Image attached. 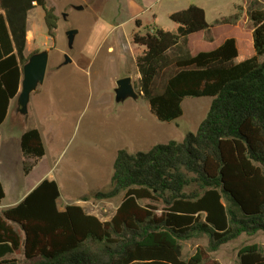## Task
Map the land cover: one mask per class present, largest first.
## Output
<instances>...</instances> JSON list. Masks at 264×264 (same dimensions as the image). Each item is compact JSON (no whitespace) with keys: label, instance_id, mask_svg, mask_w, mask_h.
I'll return each instance as SVG.
<instances>
[{"label":"trees","instance_id":"trees-1","mask_svg":"<svg viewBox=\"0 0 264 264\" xmlns=\"http://www.w3.org/2000/svg\"><path fill=\"white\" fill-rule=\"evenodd\" d=\"M0 8L1 128L23 67L39 52L26 56L29 13L44 10L52 39L60 17L47 0H0ZM235 10L210 25L205 10L191 5L170 15L174 30L133 36L142 51L138 93L157 120L180 118L186 98L209 97L206 118L182 141L118 151L108 190L93 195L121 199L109 221L77 204L60 208L59 185L42 180L0 210V264H220L211 253L243 235L264 234V0H245ZM163 73L169 76L155 93ZM20 150L28 176L46 155L41 132H24ZM5 198L0 180V207ZM199 236L208 237V247L184 258L182 242ZM238 259L264 264V246L245 245Z\"/></svg>","mask_w":264,"mask_h":264},{"label":"rangeland","instance_id":"rangeland-1","mask_svg":"<svg viewBox=\"0 0 264 264\" xmlns=\"http://www.w3.org/2000/svg\"><path fill=\"white\" fill-rule=\"evenodd\" d=\"M189 2L206 10L210 24L220 13L228 14L225 6L216 8L217 4L207 0H47L60 17L56 38L52 39L45 26L44 10L36 8L29 13L33 33L29 54L49 49L52 54L45 82L32 95L28 114H21L17 106L14 116L11 109L0 128V155L5 162L0 165V176L8 195L4 206L10 208L19 202L41 178L51 179L60 188V208L77 204L109 221L121 199L97 201L93 195L108 190L118 151H147L197 132L210 110L209 97L186 98L183 115L170 123L158 121L143 97L124 103L115 100L117 82L122 78L131 77L139 92L136 58L142 51L132 44L133 36L155 28L174 30L170 15L187 9ZM63 13L68 14L67 21ZM247 17L243 12L242 18ZM71 29L79 30L72 50L66 37ZM223 29L217 28L216 36ZM64 54L70 55L72 63L59 68ZM168 76L163 73L157 77L152 86L155 93L163 89ZM30 129L41 132L46 155L27 177L19 141ZM208 243L207 236L182 242L183 257H191ZM251 244L264 246V234L243 235L210 256L220 264H239V250Z\"/></svg>","mask_w":264,"mask_h":264},{"label":"water","instance_id":"water-1","mask_svg":"<svg viewBox=\"0 0 264 264\" xmlns=\"http://www.w3.org/2000/svg\"><path fill=\"white\" fill-rule=\"evenodd\" d=\"M74 9L81 11L83 7H74ZM78 34V29H71L66 32L67 46L70 50L74 48ZM64 57V65L72 63V59L68 54H65ZM49 61L50 50H44L32 54L28 62L24 65L21 88L17 98L21 114H28L32 95L44 84ZM141 96V93L136 92L131 77L122 78L117 82V88L115 90V100L117 103H124L129 99L137 101Z\"/></svg>","mask_w":264,"mask_h":264},{"label":"crops","instance_id":"crops-1","mask_svg":"<svg viewBox=\"0 0 264 264\" xmlns=\"http://www.w3.org/2000/svg\"><path fill=\"white\" fill-rule=\"evenodd\" d=\"M207 1H209V2H211V3H214V4H217L216 5V8H222V6H225V8H226V11H227V13L228 14H222V13H220L219 14V18L217 19V20H219V19H221V18H223V17H229V16H232V15H234L235 13H236V10H235V8L237 7V6H242V7H245V0H207ZM190 3V5H193V2H189ZM205 10V9H204ZM205 13H206V19H207V12H206V10H205ZM227 15V16H226ZM216 20V21H217ZM215 21V22H216ZM210 24V23H209ZM214 24V23H213ZM213 24H210V25H213ZM27 28H28V36H27V48H26V56H29V55H31V54H29V52H30V49L28 48V47H30V45L32 44V37H33V33L31 32L30 33V26H29V21H28V24H27ZM31 36V37H30ZM63 67V66H62ZM17 98H18V96H17ZM17 98L15 99V100H13L12 102H11V106H10V110H9V113H8V116H7V118L9 117V115H10V112H11V109H12V114H13V116H14V109L18 106V101H17ZM7 120V119H6ZM6 122V121H5ZM22 136V135H21ZM1 139V138H0ZM20 139H21V137H20ZM1 141V140H0ZM19 143H20V141H19ZM3 150V149H2ZM3 152V151H2ZM21 161L23 162L24 161V157H23V155H22V153H21ZM40 163V162H39ZM38 163V164H39ZM5 164V162H4V156L3 155H0V165H4ZM5 170V169H4ZM32 173V172H31ZM31 173L29 174V175H31ZM28 175V176H29ZM27 176V177H28ZM0 180L2 181V184H3V186H4V183H3V180H2V178H1V176H0ZM42 180H44V179H40L39 181H37L35 184H33L32 186H30L29 188H28V190L25 192V194H24V196L21 198V200L19 201V202H14L13 204H11V206H10V208L11 207H13V206H15V205H17L18 203H20ZM4 189H5V186H4ZM5 193H6V198H5V200L7 199V192H6V189H5ZM4 200V201H5ZM4 201H3V203H4ZM2 203V205H1V207H0V210H6V209H8L6 206H4V204ZM12 257H14L13 255H10L9 256V258H12ZM23 257H19V259H22Z\"/></svg>","mask_w":264,"mask_h":264},{"label":"flooded vegetation","instance_id":"flooded-vegetation-1","mask_svg":"<svg viewBox=\"0 0 264 264\" xmlns=\"http://www.w3.org/2000/svg\"><path fill=\"white\" fill-rule=\"evenodd\" d=\"M62 18H63L64 21H67V19H68V14L63 13V14H62ZM49 50H50V56H51V54H52V49H49ZM68 55H69V54H68ZM64 56H65V54H64ZM69 56H70V55H69ZM71 59H72V58H71ZM64 61H65V57H64ZM63 63H64V62H63ZM63 63L59 66V68H61L62 66H65Z\"/></svg>","mask_w":264,"mask_h":264}]
</instances>
